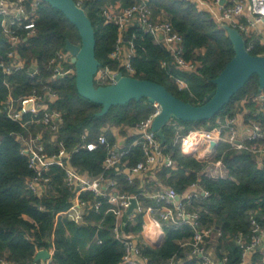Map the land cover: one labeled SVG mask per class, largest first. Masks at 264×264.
Returning <instances> with one entry per match:
<instances>
[{
	"label": "trees",
	"instance_id": "obj_1",
	"mask_svg": "<svg viewBox=\"0 0 264 264\" xmlns=\"http://www.w3.org/2000/svg\"><path fill=\"white\" fill-rule=\"evenodd\" d=\"M79 1L75 0L76 3ZM143 1L152 9L153 16L161 12L168 16L175 30L183 37L185 59L199 62L200 67L194 73L177 69L162 44L155 42L151 35L140 28L134 27L128 32L130 38L135 35V55L132 59L135 72L132 76L159 83L181 100L201 105L216 87L212 80L224 70L235 52L227 32L214 21L210 13L198 8L193 1L83 0L96 31V57L101 63L99 71L108 67L129 75L119 66L118 61L110 57L116 45L118 27L113 23H105L103 8L115 3L129 7ZM32 2L24 1L28 11H31ZM34 20L33 35H29L26 30L18 31L23 42L17 48V55L24 67L10 76L4 74L1 66V63H9L10 46L2 36L0 22V103L10 95L19 98L35 89L41 90L51 76L49 61L54 54L65 49L67 40L81 42L77 28L61 11L44 1L37 8ZM252 54H264V47H256ZM163 62L168 65L163 66ZM35 65L39 73L31 76ZM175 78L183 79L187 88L180 90ZM5 82L9 83L10 88ZM95 83L97 86L110 85L109 82H99L97 79ZM50 86L58 94V100L50 108L62 113L63 124L58 136L68 149L78 145L86 132L89 141H96L105 134L109 144L113 145L117 141L115 129L134 127L156 110L147 99L132 100L125 105L112 107L107 114L97 117L102 106L80 96L75 76L61 77L50 82ZM262 94L264 91L259 92L258 76L254 75L214 118L200 122H170L184 126L181 134L203 127L214 130L218 118L226 114L234 115L233 105L237 100H245V107L249 110L246 121H258L264 128V101L260 99ZM170 122L164 127V147L165 152L176 161L177 167L162 168L153 173L158 181L175 188L180 194L197 181L210 192L208 197L194 201L191 209L200 212L201 224L206 228H214L218 244L224 245L226 253L219 252V261L227 256L226 264H240L241 250L234 241L235 236L239 233L245 236L250 234L251 216H255L264 225V162L246 150H235L227 143H219L214 160L223 162L229 177L209 178L202 174L208 164L206 161L182 153L180 142L176 139L177 132ZM22 133L24 131L19 124L0 115V257H7L15 264H28L34 260L37 248L50 249L53 246V264H120L125 250L112 233L115 216L108 212V204L99 213H92L83 225H76L66 219L59 220L55 225V212L67 207V193L61 186L62 171L57 167L53 169L57 197L56 194L54 197H37L28 190L27 179L32 176V171L17 137ZM134 139L133 136L128 137L127 145ZM261 143L264 145V139ZM106 156L107 149L104 147L93 152L81 150L74 155L73 162L80 169L98 175L103 172L102 164ZM142 156L140 148L133 147L127 159L130 165H134ZM110 175L117 180L121 192L141 194L138 181L129 184L125 175H115L113 170ZM147 203L151 201L147 200ZM40 206H44L45 210L42 211ZM143 224V217L139 215L136 223L127 230L139 233ZM162 227L165 237L159 248L140 243L142 255L148 264H168L174 256L182 261L179 264L202 263L200 258L190 255V247H182V243L193 236L190 226L163 224ZM217 233L221 235L217 236ZM28 235L33 240H28ZM262 257L261 253L256 254L254 264H260Z\"/></svg>",
	"mask_w": 264,
	"mask_h": 264
},
{
	"label": "built area",
	"instance_id": "obj_2",
	"mask_svg": "<svg viewBox=\"0 0 264 264\" xmlns=\"http://www.w3.org/2000/svg\"><path fill=\"white\" fill-rule=\"evenodd\" d=\"M25 0H0V22L2 36L10 46L8 53L9 63H1L5 75L10 76L15 71L24 67L19 60L17 48L23 42V37L18 32L20 29L28 31L29 35L35 33V12L43 0H33L31 11L27 10ZM196 3L198 8L211 14L214 21L221 26L228 24L237 29L246 41V50L252 51L258 46L264 47V38L261 37L259 26L264 25V0H188ZM78 6H82L80 0ZM102 17L105 23H113L118 27V37L111 59L119 62V66L132 76L135 72L132 59L135 55V35L130 38L129 30L134 27L151 35L155 42L162 44L172 57L174 66L188 73H194L200 67L197 61H190L184 57L183 37L175 30L169 18L155 20L152 9L145 1L123 7L120 3L108 5L103 8ZM128 36V39H126ZM264 55V54H259ZM72 54L65 49L57 51L49 61L51 76L41 90L35 89L32 93L15 98L10 95L7 100L0 103V115H4L16 122L24 133L18 134L22 143V153L28 159V167L32 176L27 179L28 190L37 197L58 196L55 174L57 167L62 171V188L67 193V207L54 214V223L59 220H68L76 225L86 223L92 213H99L105 204L109 205L108 212L115 216L112 233L124 246V255L120 264H145L141 246L134 240L132 232L127 228L137 221L142 215L143 220L148 218V223L143 224L142 233L147 235L151 227L157 226L164 234L163 224L174 227L190 226L193 236L182 243V247H190L192 257L200 258L201 264H226L228 257L217 261L208 251L207 240L216 235L214 228H206L201 224L200 212L191 209L196 200L210 195L197 181L191 184L183 193H178L173 187L155 193L142 192L141 194H126L121 192L117 180L110 175H125L129 184H135L140 177H145L162 168L175 169L176 161L165 152L164 143L152 130V123L159 113L158 104H153L155 112L135 125L134 141L127 145L120 139L110 145L105 134L98 140L89 141L88 132L82 136V141L72 147L66 148L59 139V129L63 124L60 111L50 107L58 100V94L50 86V82L65 76H75V66L71 61ZM163 62V66H167ZM110 68L98 72L96 79L99 82L115 83L116 74ZM39 73L37 66L31 70V76ZM175 83L180 90L187 88V83L181 78H175ZM10 88L9 83L5 82ZM264 101V94L260 98ZM214 130L194 129L186 134H181L184 126L178 122H170L176 130V139L180 142L182 153L202 160V151L209 152L211 142L227 143L235 150H246L252 153L260 162H264V128L258 121H251L250 131L247 136L240 137L237 127V116L226 114L217 119ZM99 147L107 149V156L103 161V172L94 175L84 171L73 162L74 155L81 150L96 151ZM138 147L142 151V159L130 165L127 159L131 148ZM202 174L213 179L228 178L229 172L221 160L207 161ZM137 199V207L128 213L131 199ZM152 200V204L146 201ZM40 209L45 210L44 206ZM264 219V218H263ZM145 222V220H144ZM251 232L248 236L237 234L234 241L241 250L240 264H254V256L262 254L264 264V225L251 216ZM149 226V227H148ZM55 231V228H54ZM52 234V241L54 240ZM217 233V236H220ZM33 240L31 235L26 237ZM41 250H47L50 258L36 261L35 257ZM54 247L50 249L37 248L34 260L28 264H53ZM179 259L174 256L168 264H179ZM0 264H15L7 257H0ZM258 264V263H256Z\"/></svg>",
	"mask_w": 264,
	"mask_h": 264
},
{
	"label": "water",
	"instance_id": "obj_3",
	"mask_svg": "<svg viewBox=\"0 0 264 264\" xmlns=\"http://www.w3.org/2000/svg\"><path fill=\"white\" fill-rule=\"evenodd\" d=\"M50 6L61 11L66 18L77 28L81 42L66 41L65 50L72 54V63L75 66V83L80 96L102 106L97 117L107 114L112 107L125 105L132 100L147 99L151 104H158L160 110L152 123V130L163 142H166L164 127L171 120L182 122H200L214 118L224 107L230 103L233 96L238 93L251 79L258 76L259 92L264 91V55H253L246 50V41L242 34L228 24H222L233 44L235 55L228 62L218 77L212 80L215 89L205 98L201 105H194L173 95L168 89L156 82L138 79L125 75L119 71L115 83L106 86H97L96 76L101 67L96 57V31L92 20L87 15L86 5L78 6L75 0H43ZM128 39V36H126ZM218 143L211 142L213 151ZM137 207V199H131L128 213ZM155 248H159L164 241L157 226L153 227ZM50 254L47 250L37 253L35 260H47Z\"/></svg>",
	"mask_w": 264,
	"mask_h": 264
},
{
	"label": "crops",
	"instance_id": "obj_4",
	"mask_svg": "<svg viewBox=\"0 0 264 264\" xmlns=\"http://www.w3.org/2000/svg\"><path fill=\"white\" fill-rule=\"evenodd\" d=\"M164 18H168V16L163 12L155 14V16H154L155 20L164 19ZM259 31H260L261 37L264 38V25L259 26ZM245 104H246L245 100H241L240 104H235V106H234V115L237 116V123H238L237 127H238V130L240 132V137H245L248 135V133L250 131V123H251V121H254V120L246 121L245 117L248 114L249 110L245 107ZM113 130H114V128H113ZM134 131H135V126L134 127H121V128L115 129V135H116L117 139H120L122 142L127 144V138L130 136L131 137L134 136ZM215 151H216V149H214L213 151L210 150L208 153L205 151H202V153H201L203 155L202 160L206 161V162L209 160L215 161L214 160ZM137 181L139 182L140 189L142 190V192H146V193H155L157 191L164 190L167 187H169V186H165L164 184H162V182L158 181L157 177L154 173L147 174L145 177H140V178H138ZM149 201H151L150 204L153 203L152 200H149ZM144 220H145V222H144L145 224H147L149 222L147 217H145ZM131 234L133 235L134 240L136 242H138L139 244L140 243H147V244L154 247L153 242L148 238L147 235H144V233H142V231L139 233H133L132 232ZM214 237H216V236H213V238ZM211 238L208 239V246H207L208 251L217 261H219V258H218L219 252L225 254L226 249H225L224 245L220 246L219 244L215 248L209 246ZM185 248H187V247H185ZM187 253H188V250L185 252V254H187ZM180 262H182V261L180 260ZM145 264H148V262H145Z\"/></svg>",
	"mask_w": 264,
	"mask_h": 264
},
{
	"label": "rangeland",
	"instance_id": "obj_5",
	"mask_svg": "<svg viewBox=\"0 0 264 264\" xmlns=\"http://www.w3.org/2000/svg\"><path fill=\"white\" fill-rule=\"evenodd\" d=\"M240 100H237L235 104H240ZM235 104L233 106H235ZM234 108V107H233ZM202 129H206V128H202ZM209 246L215 248L216 246H218V239L216 237H212L209 243Z\"/></svg>",
	"mask_w": 264,
	"mask_h": 264
},
{
	"label": "bare ground",
	"instance_id": "obj_6",
	"mask_svg": "<svg viewBox=\"0 0 264 264\" xmlns=\"http://www.w3.org/2000/svg\"><path fill=\"white\" fill-rule=\"evenodd\" d=\"M149 227V226H148ZM153 227H151V231H147V236H148V238L153 242V243H155L157 240H156V238L153 236Z\"/></svg>",
	"mask_w": 264,
	"mask_h": 264
}]
</instances>
